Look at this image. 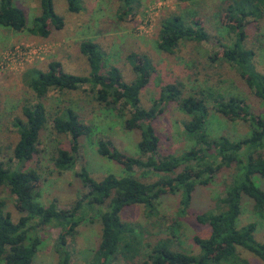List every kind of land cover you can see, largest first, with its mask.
Masks as SVG:
<instances>
[{
  "label": "rangeland",
  "instance_id": "rangeland-1",
  "mask_svg": "<svg viewBox=\"0 0 264 264\" xmlns=\"http://www.w3.org/2000/svg\"><path fill=\"white\" fill-rule=\"evenodd\" d=\"M233 1L135 0L131 14L120 19L122 7L118 0H80L83 10L78 14L69 12L66 0H53L55 11L64 19L65 25L61 30L51 27L48 37H35L28 32H16L0 26V157L9 163L19 140L13 122L16 118L24 119L23 107L26 104L35 103L27 83L28 71H47L50 63L59 62L68 74L89 76L91 68L88 59L80 52L84 41L96 44L104 57L106 69L119 68L126 83L136 80V74L127 61L128 55L135 53L149 58L155 71L140 94L141 106L145 109L151 108L159 100L162 87L180 84L183 97L205 90L219 93L225 99L242 98L255 115L264 116V103L250 90L236 67L222 59L223 48L231 47L236 41V35L229 31L231 19L226 13ZM14 4L25 12L27 27H32L34 19L40 14L39 0H14ZM169 16H181L189 23L200 22L210 35V40L202 43L182 42L172 55L160 51L157 43L161 22ZM249 21L245 29L244 48L255 51V69L264 73V20L260 22L250 18ZM45 104L50 121L41 134L39 154L26 165V170H35L40 176L38 190L44 205L56 201L60 209L74 208L89 190L77 177L82 171L97 181L110 175L118 178L132 175L145 183L167 177L164 173L137 167L128 173L121 163L99 154L98 143L102 140L125 156L140 157V131L126 129L128 113L99 103L90 85L78 90L51 91ZM214 105V102H209L211 110L206 124L209 138L224 135L232 140H240L249 136L251 129L248 124L229 122L214 110ZM68 109L74 110L92 132L80 139V152L75 156L74 170L60 172L53 158L59 147L70 150L71 136L56 134L53 119L60 113L64 115ZM189 121L190 117L175 102L165 106L163 114L154 122L160 139L158 156L178 155L194 147V141L185 131ZM11 164L15 167L17 161ZM233 176L234 169H224L210 185L198 187L187 213H184L187 215L182 218L178 217L182 214L179 212L180 193L163 196L152 216L148 215L143 205L125 207L120 214L121 221L136 232L137 236L130 235L129 239L137 237V243L132 244L139 243L137 247L141 251V256L134 260L135 264H144L147 254L165 237L173 240V250L198 256L201 249L194 238L208 239L212 230L209 225L200 224L193 215L218 213L221 210L217 209L218 201L226 196V188ZM254 181L264 191V179L255 176ZM0 198L6 202V212L17 222L21 215L16 198L3 187H0ZM106 209V205L93 209L86 206L79 212L85 220L68 237L72 264H90L93 260L102 239L100 214ZM251 223L257 224L256 240L264 242V211L258 213L253 200L244 196L237 228ZM39 233L44 243L33 264H59L55 248L61 229L46 227ZM237 252V258L221 264H264L259 257L241 247ZM118 263L125 264V260L121 259Z\"/></svg>",
  "mask_w": 264,
  "mask_h": 264
},
{
  "label": "trees",
  "instance_id": "trees-1",
  "mask_svg": "<svg viewBox=\"0 0 264 264\" xmlns=\"http://www.w3.org/2000/svg\"><path fill=\"white\" fill-rule=\"evenodd\" d=\"M71 13L83 10L80 0H66ZM122 7L120 19L133 11L135 0H118ZM193 1V0H187ZM40 14L34 19L32 27H27L25 12L15 6L14 0H0V26L16 32H28L32 36L45 38L50 35L51 27L61 30L64 19L54 8L53 0H39ZM226 13L230 16L229 31L236 35L231 47L223 48L222 59L236 67L240 76L246 80L254 95L264 103V73L255 69L256 53L244 48L246 27L253 21L264 20V0H234ZM210 35L200 22H187L181 16H169L162 20L157 47L167 54H175L182 42L202 43L209 41ZM80 52L89 62V76H75L64 72L59 62L49 64L47 71L31 69L27 83L33 92V104L23 107L24 119L13 122L19 135L9 163L0 157V187L6 188L16 198L20 218L14 222L6 212V202L0 198V264H33L44 243L39 231L43 228H59L61 233L56 244L59 264H72L68 248V237L85 220L79 212L87 206L106 205L100 214L102 239L99 249L90 264H135L141 256L136 244V232L121 221L120 214L125 207L143 205L148 215H154L161 199L166 194H182L178 217H185L194 193L198 187L208 186L215 176L224 169H234L232 182L226 188V196L218 201V213L193 215L203 225H209L212 233L208 239L195 237L200 247L198 256L173 250L170 237L161 239L147 254L144 264H221L238 257V248L247 250L264 262V242L255 238L256 223L237 228L241 214L242 199L249 197L258 213L264 211V191L254 177L264 179V116L255 115L242 98L229 97L201 90L196 95L183 97L180 84L162 87L159 100L145 109L141 106V91L146 88L155 69L147 56L135 53L128 55L127 61L136 74V80L126 83L117 67L106 69L104 57L99 47L90 41L81 43ZM90 85L96 100L107 107L127 112L125 127L140 131L138 144L140 157H129L119 152L113 145L99 141L98 151L103 157L121 163L126 171L134 168L151 169L164 173L167 177L152 183H145L134 176H107L102 181L93 179L89 173L77 174L89 189L72 209L58 208L56 201L44 205L40 201L38 183L40 176L35 170H26L27 163L39 154L41 134L47 129L50 116L45 104L49 93L54 90H78ZM215 103L214 110L229 122H244L250 126L247 138L232 140L227 136L215 139L208 137L206 124L210 114L209 102ZM175 102L179 109L190 117L185 131L194 141V147L178 155L158 156L160 139L154 122L164 112L165 106ZM53 130L58 135L71 136V148L59 147L53 158L60 172L74 170L75 156L80 152V139L91 135L92 129L85 125L80 116L72 109L53 119ZM146 160L143 157L149 156ZM17 161L13 167L10 162ZM86 213V212H85ZM171 233L174 232L172 231ZM137 236V235H136ZM175 237V235H174ZM133 242V244H132Z\"/></svg>",
  "mask_w": 264,
  "mask_h": 264
}]
</instances>
